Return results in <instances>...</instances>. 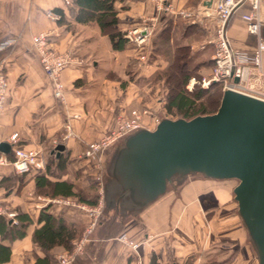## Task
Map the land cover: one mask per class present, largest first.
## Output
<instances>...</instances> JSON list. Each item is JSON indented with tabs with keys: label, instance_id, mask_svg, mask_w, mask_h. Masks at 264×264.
I'll return each instance as SVG.
<instances>
[{
	"label": "crops",
	"instance_id": "0c3cea01",
	"mask_svg": "<svg viewBox=\"0 0 264 264\" xmlns=\"http://www.w3.org/2000/svg\"><path fill=\"white\" fill-rule=\"evenodd\" d=\"M204 2L207 1H116L113 4L119 21L116 28L121 33L142 19L154 17L158 5H168V12L157 17L149 49L164 29H169L170 34L177 38L183 28L197 27L202 33L189 35L183 41L192 57L191 66H198L196 74L208 77L216 19L213 15L198 14L192 22L180 15L196 13ZM46 11L58 19H48L44 15ZM75 11L72 4L64 6L60 0H0V43L9 38L16 39L13 45L0 50V63L7 82L4 108L0 113V143L10 146L9 153H0V156L10 159L11 151L19 148L41 151L44 164L49 155L53 156V164L62 158L65 161L64 172L58 181L78 188L91 169L82 158L85 144L107 132L117 114L127 115L131 109L144 108L154 116L164 114L159 108L161 101L151 102L149 94L143 93L152 83V76L167 66V60L157 56L142 69L136 67L129 47L113 50L95 24L74 21ZM261 12L264 15V0ZM40 32L49 34L47 46L50 49L70 53L78 62L60 73L64 94L62 103L53 99L50 85L31 47V37ZM224 35L231 49L249 51L255 46V37L246 33L238 12L231 16ZM259 35L264 40V25L260 27ZM169 45L172 47L171 39ZM261 69L264 73V52ZM257 92L264 96V84L257 88ZM71 115L78 118L71 119ZM144 122L148 123L149 119L145 118ZM66 124L71 136L64 139ZM151 129L153 126L150 124L146 130ZM12 134H16L15 142L10 141ZM53 141L64 148L58 156L52 152L55 147L52 146ZM43 175L44 169L19 177L13 174L10 166H0V208L25 214L31 221L22 239L10 243L0 239V244L10 248L9 260L3 264H35L42 257V252L30 237L40 226L36 219L44 207L54 218L63 217L83 226L86 223V216L81 211L65 209L50 202L59 197L35 194L34 179ZM188 176L195 177L176 179H184L178 188H174L172 182L163 195L140 209L129 205L120 194L126 207L123 213H118L123 216L136 211V217L129 218L107 239L98 235L97 227L92 240L80 254L73 256L70 264H136L135 254L140 264H186V261L202 264L209 259L223 264H257L237 216L232 188L201 175ZM121 233L130 240L144 241L143 247L134 254L115 240ZM213 250L216 251L214 256L208 257ZM63 252L65 250L60 247L52 248L50 264L55 263Z\"/></svg>",
	"mask_w": 264,
	"mask_h": 264
},
{
	"label": "water",
	"instance_id": "95a60500",
	"mask_svg": "<svg viewBox=\"0 0 264 264\" xmlns=\"http://www.w3.org/2000/svg\"><path fill=\"white\" fill-rule=\"evenodd\" d=\"M243 1L226 17L223 34ZM63 149L59 144L52 152L58 156ZM9 151L8 144L0 143V153ZM192 174L237 181L232 189L237 216L257 264H264V99L223 91L210 115L164 118L151 131L140 129L127 136L114 151L109 169L122 197L137 209L163 195L174 179Z\"/></svg>",
	"mask_w": 264,
	"mask_h": 264
},
{
	"label": "built area",
	"instance_id": "2783aa9c",
	"mask_svg": "<svg viewBox=\"0 0 264 264\" xmlns=\"http://www.w3.org/2000/svg\"><path fill=\"white\" fill-rule=\"evenodd\" d=\"M64 6H69L71 0H60ZM208 1L209 7L201 6L196 13L184 12L180 15L186 19L192 20L198 17V14L204 16L213 15L216 19L213 30V53L211 55V68L208 77H200L199 79L190 78L186 86V90L190 91L193 85L200 88H207L210 83H219L221 92L231 90L238 93L250 95L260 99L264 96L259 95L257 88L264 84V73L261 69V55L264 52V40L259 35V30L264 25V15L261 12L263 0H244L243 4L237 8L234 13H239L240 20L245 25L248 35L255 37V46L249 51L234 50L223 34L222 27L224 21L231 10L240 0H205ZM168 5H158L156 7V15L151 18L142 19L138 24H134L121 32V37L125 41L127 47L133 51V57L136 67L142 69L146 66L149 53V43L153 33L157 17L168 12ZM233 13V14H234ZM45 17L55 21L58 16L49 11L45 12ZM49 34L40 32L31 37V47L36 54L40 69L50 85L52 97L54 100L62 103L64 100L63 87L60 83V73L70 66L78 64V62L67 52H57L47 46ZM16 42V39L9 38L0 43V50L10 47ZM7 93V82L3 74V65L0 63V113L4 108ZM71 119H77V115H71ZM155 126L160 119L154 117L149 109L130 110L127 115L117 114L113 120L112 127L97 140L85 144L82 152V158L90 165V174L95 180L99 179V171L102 162L112 146H116L117 142L123 141L127 136L140 130L146 129L144 119ZM64 136L66 139L71 136L68 124L64 126ZM16 134L10 136V141L15 142ZM52 146H56L55 141ZM8 165L11 167L15 176L27 175L32 171H42L44 169L43 154L39 150L24 151L14 148L11 151V158L0 156V166ZM60 207H72L82 211L87 216V224L84 227L83 234L79 240L72 243L71 253H67L56 258L54 264H69L74 254L83 250L88 236L95 228L97 218L100 214L101 201L96 208H87L86 206L68 200L66 198H58L50 201ZM0 217H4L9 223L14 224L15 213L0 208ZM118 242L129 248L134 254L139 248L143 247L144 241L134 242L129 240L125 235H119ZM137 263L140 264L138 256L135 254Z\"/></svg>",
	"mask_w": 264,
	"mask_h": 264
},
{
	"label": "trees",
	"instance_id": "16d2710c",
	"mask_svg": "<svg viewBox=\"0 0 264 264\" xmlns=\"http://www.w3.org/2000/svg\"><path fill=\"white\" fill-rule=\"evenodd\" d=\"M116 1L122 0H71V4L76 9L74 15L76 23L95 24L100 33L107 38L110 47L120 51L127 46L116 28L119 23L117 11L113 6ZM199 33H202V30L197 27H185L176 38L170 34L169 29H164L156 36L149 49L147 62L157 56L167 60V66L155 73L151 79L152 83L155 81L164 83L167 93L161 100L162 108L163 112L167 116L174 117L173 119L190 120L195 116L210 115L216 111L219 105L221 98L219 83H210L205 89L194 85L190 92L185 90L188 79H199L200 77L195 72L198 66H191L192 57L189 55L188 46L184 44L183 39ZM170 39L172 47L169 45ZM64 162V159L58 158L53 164V156L49 155L44 164V175L34 179L35 194L48 198H72L77 202L93 205L94 202L86 200L83 193L73 185L58 181L64 172ZM52 178L55 181H51ZM46 211L47 207L39 210L36 223L40 226L33 230L30 237L31 242L42 252V257L37 259L35 264H50L53 260L50 250L54 247H60L68 252L72 247V242L79 239L85 226L63 217L54 218ZM136 213V211L126 213L120 224L125 223L130 215ZM117 219L116 208L112 216L98 222V235L103 239L112 237L116 230L121 228ZM15 220V225H11L5 218L0 217V239L2 241L7 240L10 243L25 236L26 229L31 224L30 219L27 215L17 212ZM9 257V246L0 244V264L8 262ZM190 262L186 261V264H190ZM205 264L223 263L209 259Z\"/></svg>",
	"mask_w": 264,
	"mask_h": 264
},
{
	"label": "rangeland",
	"instance_id": "374dc122",
	"mask_svg": "<svg viewBox=\"0 0 264 264\" xmlns=\"http://www.w3.org/2000/svg\"><path fill=\"white\" fill-rule=\"evenodd\" d=\"M163 84L164 83L161 82V81H155L154 83H152L150 85L148 84L146 86V89H145L146 91L143 94H146V95L149 94L148 96L150 97V101L151 102L161 101L162 99H164V96L167 93V91L164 88V85ZM187 84H188V81H187V83L185 85V90H186ZM193 86L191 87V89L193 88ZM191 89H190V91H191ZM190 91H188V92H190ZM221 94H222V92H221ZM155 104H157V103H155ZM159 104H160V107L159 108L161 110H163L162 103H159ZM131 110H137V109H131ZM157 112H159V110ZM122 114H124V113H122ZM165 115H166L165 113L164 114H161L160 113V114H158L157 116H154V117H156V118H158L160 120L161 119H164V117L166 119L175 120V119H173L174 117H171L169 115L168 116L167 115L165 116ZM150 124H151V126H153V123L152 122H148V123L145 124L146 125L145 127L147 128L148 126H150ZM155 126H153V129H154ZM153 129H151V130H153ZM151 130H149V131H151ZM122 142L123 141L117 142L116 146H112L108 150V153L105 156L104 161L102 162V165H101V169L99 171V179L98 180H95L94 177L91 174H89V176L82 178L81 183H80V186L77 188L81 193H83V196L85 197L86 200L92 201V202H94V204L93 205H88L86 203L77 202L75 199H72V198L68 199V200H71L73 202L82 204V205L86 206L87 208H96V207H98V203L100 201L102 202L101 203L100 214H99V216L97 218L95 228L93 229V231L91 232V234L88 236V241L85 243L84 247L88 244V242H90L92 240V238L94 236L93 234H94V232L97 229L98 222H100L102 219H105L107 216L108 217L109 216H112L113 213H114L115 207L117 208V216H118V219L117 220H118L119 224L121 222L122 217L124 216V215L122 216L121 213L124 212L123 209L126 207V204H125L124 200L120 197L121 192H120L118 186L114 183V181L109 176V169H110V166H111V162H112V158H113L114 151L118 147H120V145L122 144ZM110 155H112L111 158H110ZM191 177H195V176H188V177L186 176V178H191ZM186 178H184V179H186ZM174 180H176V179H174ZM183 180H176V182L175 181H172L174 183V188H178L179 185L183 183ZM217 182L223 183L225 186H229L232 189H233V187L237 183V181H235V180H217ZM168 186H167L166 189H169ZM232 197H233V195H232ZM65 209H74V208H72V207H65ZM118 212H121V213H118ZM82 213H84V212H82ZM84 215L86 216L85 213H84ZM135 217H136V214L129 216V218H131V219H134ZM86 219H88L87 216H86ZM86 224H87V220H86L85 226H86ZM83 230H84V228L81 231L80 237L83 234ZM119 235H124V234L121 233V234H118L115 237V240L117 242H118L117 238H118ZM131 241H134V240H131ZM134 242H138V241H134ZM139 242H140V240H139ZM118 243H120V242H118ZM84 247H83V249H84ZM72 249H73V247H71V249L68 252L65 251V252L61 253L59 256L64 255V254H67V253H71ZM81 252L76 253L74 255L80 254ZM214 253H216L215 250H213L208 255V257L214 256L213 255ZM71 261H72V259H71ZM70 262H69V264H70ZM202 264H205V262L202 263Z\"/></svg>",
	"mask_w": 264,
	"mask_h": 264
}]
</instances>
